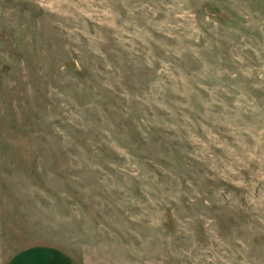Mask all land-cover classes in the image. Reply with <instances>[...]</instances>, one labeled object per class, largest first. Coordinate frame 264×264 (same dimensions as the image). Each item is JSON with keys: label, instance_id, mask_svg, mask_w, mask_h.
<instances>
[{"label": "rangeland", "instance_id": "374dc122", "mask_svg": "<svg viewBox=\"0 0 264 264\" xmlns=\"http://www.w3.org/2000/svg\"><path fill=\"white\" fill-rule=\"evenodd\" d=\"M264 264V0H0V264Z\"/></svg>", "mask_w": 264, "mask_h": 264}, {"label": "crops", "instance_id": "0c3cea01", "mask_svg": "<svg viewBox=\"0 0 264 264\" xmlns=\"http://www.w3.org/2000/svg\"><path fill=\"white\" fill-rule=\"evenodd\" d=\"M7 264H74L61 251L46 245L26 247L15 253Z\"/></svg>", "mask_w": 264, "mask_h": 264}]
</instances>
